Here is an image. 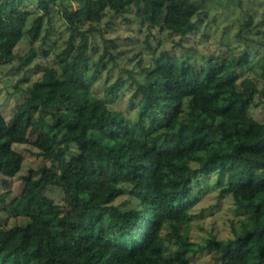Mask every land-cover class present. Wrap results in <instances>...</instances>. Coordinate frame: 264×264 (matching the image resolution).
<instances>
[{
    "label": "trees",
    "instance_id": "trees-1",
    "mask_svg": "<svg viewBox=\"0 0 264 264\" xmlns=\"http://www.w3.org/2000/svg\"><path fill=\"white\" fill-rule=\"evenodd\" d=\"M216 1L0 0V71L18 76L11 87L21 95L9 116L0 100V182L23 167L11 143L20 127V143L44 161L4 206L23 221L0 223V264H190L192 183L212 173L226 176L221 192L248 222L232 238H207L200 250L220 264H264V0H227L239 10L224 28H237L236 56L194 61L192 47L178 41L177 51L134 65L126 111L114 106L124 80L107 85L100 70L125 58L113 40L101 35L102 50L95 40L107 15L186 39ZM55 16L66 38L53 35ZM25 36L29 48L17 58ZM253 49L261 52L258 79L242 73ZM97 83H105L102 96ZM48 188L60 189V201Z\"/></svg>",
    "mask_w": 264,
    "mask_h": 264
},
{
    "label": "rangeland",
    "instance_id": "rangeland-1",
    "mask_svg": "<svg viewBox=\"0 0 264 264\" xmlns=\"http://www.w3.org/2000/svg\"><path fill=\"white\" fill-rule=\"evenodd\" d=\"M260 10H264L260 6ZM132 14L128 17H132ZM62 16V15H61ZM239 10L227 0H218L208 6L205 13L201 15L199 29L196 33L186 39L170 35L168 32H160L158 29L149 30L143 27L140 31L134 24H128L124 17L107 15L103 23L99 26L101 31L95 33V40L100 50L103 49V41L113 40L119 50H121L124 59H119L116 63L110 62L102 70L103 79L107 78V85L114 83L118 78L124 81L122 97L114 106L124 111L128 110V100L135 90L131 86L137 76V69L145 68L152 64L158 53L161 51H177L175 46L178 41L183 42L193 49L194 61L200 60L204 55L223 54L230 58L236 56L243 50V45L237 41L235 34L236 27L225 33L224 28L234 19H238ZM54 34L62 35L66 38V30L58 16L54 17ZM103 35V38L101 37ZM60 48V46H57ZM29 48L27 37L25 36L16 46L14 52L21 56ZM252 65L245 67L242 71L244 75L258 79L262 71L261 52L252 50ZM92 69L98 61V54H93ZM47 61H53V55L50 53L48 60L44 59L43 64ZM141 61V62H139ZM134 65L137 68L134 69ZM20 76V75H19ZM37 72L31 76L34 80L38 77ZM142 79V78H141ZM17 77H5L0 71V100L2 110L5 116H9L12 109L20 102L21 95L17 96L11 84L16 83ZM105 83L95 84L97 93L102 96ZM252 114L255 118L263 120L261 108H252ZM8 118V117H7ZM19 132L12 138L11 143L24 157L23 167L19 174L8 179V184L4 186L0 182V192L9 191L8 197L0 199V223L8 226L22 222L21 218L10 216L4 206L8 204L11 198L18 196L23 188L22 176L27 174L30 169L37 170L43 160L37 156V150L28 144L20 143ZM196 165H194V168ZM226 176L224 174L212 173L208 176H198L193 179L192 186L195 190V202L191 208L192 220L188 225L190 240L195 243V253L190 258V264H220L215 258V253L207 250H200L205 240L214 236L218 240L232 238L235 232H240L244 223L248 222V216L237 211L234 206L231 194H223L222 186L226 185ZM46 194L60 201L61 191L58 188H48Z\"/></svg>",
    "mask_w": 264,
    "mask_h": 264
}]
</instances>
